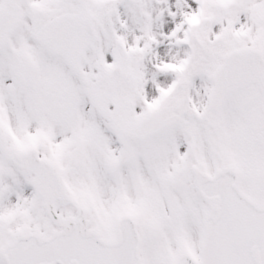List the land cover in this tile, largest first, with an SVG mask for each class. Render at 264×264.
<instances>
[{"label": "snow or ice", "instance_id": "6c2138e0", "mask_svg": "<svg viewBox=\"0 0 264 264\" xmlns=\"http://www.w3.org/2000/svg\"><path fill=\"white\" fill-rule=\"evenodd\" d=\"M0 264H264V0H0Z\"/></svg>", "mask_w": 264, "mask_h": 264}]
</instances>
